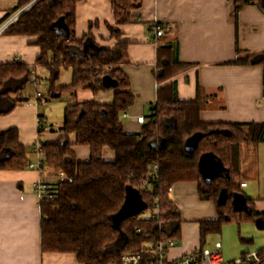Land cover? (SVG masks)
I'll return each mask as SVG.
<instances>
[{"label": "trees", "instance_id": "16d2710c", "mask_svg": "<svg viewBox=\"0 0 264 264\" xmlns=\"http://www.w3.org/2000/svg\"><path fill=\"white\" fill-rule=\"evenodd\" d=\"M32 1L18 0L6 19ZM80 1L39 0L4 31L8 35L35 37L40 52L33 68L21 62L0 64V115L10 113L26 100L23 94L37 67L50 73L51 97L64 92L72 96L64 123L57 130L62 135L43 145L44 168L47 166L53 175L65 173L67 180L56 183L57 197L41 200L42 250L73 253L81 264H119L123 253L140 252L151 241L178 240L182 215L169 198L176 182L198 183L200 198L217 204L220 217L200 222L202 246L210 235L221 233L226 224L241 226L264 221V213L253 207L250 211H235L230 196L243 192L242 183L247 185L242 176L243 149L256 150L264 143V122L202 121L200 113L207 95L198 87L195 98L180 99L175 81H169L187 64L165 59L155 71L160 93L154 114L147 117L140 133L126 132L121 115L135 104L136 97L121 68L128 59V42L121 41V27L134 21L133 13L142 7V0H110L115 22L106 26L110 37L117 40L113 47L98 43L92 34L93 21L88 32L77 37L76 9ZM251 3L264 10V0H235L236 14ZM237 53L233 64H264V52H242L238 48ZM63 69L72 70V82L56 91ZM106 74L119 82L111 103L77 100L81 88L93 93L107 90L102 83ZM223 130L230 134H223ZM195 136V145L188 149V141ZM74 146L87 147L89 159L78 160ZM106 149L114 152V160L105 159ZM206 155L220 161L221 174L207 175L203 167ZM31 162L26 146L20 143L18 129L0 131V170H22ZM155 165L159 188L150 194L140 185ZM251 201L247 197L248 205ZM155 204L160 207L157 222L138 218Z\"/></svg>", "mask_w": 264, "mask_h": 264}, {"label": "crops", "instance_id": "0c3cea01", "mask_svg": "<svg viewBox=\"0 0 264 264\" xmlns=\"http://www.w3.org/2000/svg\"><path fill=\"white\" fill-rule=\"evenodd\" d=\"M18 0H0V25L13 10ZM235 0H142V7L133 13L134 21L122 26L121 41L128 42V59L121 64L130 81V90L135 95V104L122 114L121 120H129L140 129L127 131L140 133L148 121L151 108L155 107L159 95V83L155 76L158 64L163 60L187 64L173 76L180 99L197 96L198 87L207 95V101L200 118L208 123L264 122V64H233L238 48L242 52H264V10L256 3L242 7L238 14ZM96 22L92 34L100 45L113 47L117 42L110 37L106 24H114L115 17L110 0H82L76 9V35L82 37L89 30L90 22ZM170 28L163 37L156 39L154 24ZM35 37L24 35H0V64L21 62L36 67L40 49L34 43ZM66 85L72 82V70ZM38 88L43 77L49 78L46 68L37 67ZM27 90V89H26ZM115 88L93 93L81 88L77 92L79 102L95 100L109 104L114 99ZM33 93V91H32ZM26 100L33 95L26 91ZM15 98V96H13ZM72 100V96L70 95ZM25 101L8 114L0 115V131L16 128L20 143L26 146L29 159L34 162L36 154L33 145L38 140L37 120L42 116L49 121L51 109L28 105ZM149 110V114L147 112ZM146 117L145 123L138 121ZM40 137L43 143L59 139L62 133L54 130L53 124ZM63 125V124H62ZM61 125V126H62ZM124 125V123H123ZM60 126V127H61ZM125 129V128H124ZM71 140L74 136L70 134ZM261 148V144L258 146ZM77 159L86 161L90 157L87 147L74 146ZM105 159L114 160L115 154L105 150ZM42 172L53 176L47 166L43 171L25 168L22 170H0V264H81L73 253H54L42 250L41 200L34 184ZM248 180L253 181L248 183ZM241 193L247 201V210L253 207L264 213V159L259 158L257 174L246 180ZM255 188L259 195L255 196ZM192 194L197 199L196 182H176L172 186L170 200L179 207L183 220L184 202L190 196L177 193L178 190ZM250 194V195H249ZM263 194V195H262ZM211 202V201H208ZM233 202V197H232ZM212 203V202H211ZM205 218V217H199ZM213 219L217 220L215 216ZM201 219L183 220L178 245L171 249L172 258L180 257L199 247L214 248L222 243L224 258L231 261L242 254L264 249V227L256 223L226 224L217 238H207L202 246L200 237ZM212 236V235H210Z\"/></svg>", "mask_w": 264, "mask_h": 264}, {"label": "built area", "instance_id": "2783aa9c", "mask_svg": "<svg viewBox=\"0 0 264 264\" xmlns=\"http://www.w3.org/2000/svg\"><path fill=\"white\" fill-rule=\"evenodd\" d=\"M39 0H33L30 4L10 16L6 21L0 25V35L17 20L18 16L28 10L33 4ZM167 32H170L169 27H165L160 23L154 24L155 38L159 39L163 37ZM30 84L34 86V99L26 101L28 105H34L38 108H43L49 101L48 97L38 90L39 80L35 72H32L30 78ZM264 104V101H263ZM155 107L151 108V114H154ZM127 115V114H125ZM138 121L140 123L146 122L144 116H139ZM50 123L46 121L41 115L38 116L37 128H38V140L33 145V152L36 154V160L28 165L29 169H37L42 171L45 166V155L43 151L44 143L40 137L45 131L50 128ZM67 180L65 173L60 172L58 175L46 176L41 175L39 180L35 182L34 189L39 196L40 200L43 198L54 199L57 197L56 183ZM158 166L153 167L152 172L145 178L140 189L146 193L154 194L158 191ZM242 186H246V183H242ZM172 187L169 191V198H171ZM160 217V207L158 204L151 209L143 211L139 215V219L150 220L157 222ZM178 240L174 238H167L164 240H154L146 245V248L140 252H125L122 254L119 264H264V251H252L242 254L241 256L228 261L222 254V243L217 242L215 247L204 248L199 247L189 253H186L180 257L172 258L170 251L172 248L178 245ZM111 264H117L112 262Z\"/></svg>", "mask_w": 264, "mask_h": 264}, {"label": "rangeland", "instance_id": "374dc122", "mask_svg": "<svg viewBox=\"0 0 264 264\" xmlns=\"http://www.w3.org/2000/svg\"><path fill=\"white\" fill-rule=\"evenodd\" d=\"M69 72H71L70 69H63L61 71L60 79L56 82L55 86L58 85V83H62L63 85H66V83H68L69 81L68 78ZM34 90H35L34 86L32 84H29L26 93L28 95L34 96ZM38 90L39 92L43 93L45 96L48 97L49 101L46 107H49V109H51L48 122L53 124L54 130H58L59 127L64 123L66 107L72 102L70 99L71 94L68 92H64L58 97H51L50 81L49 78H45V77H43V80L41 81ZM148 114H149V110L147 112V115ZM123 123H124V128L127 131L132 132L134 130L136 131L140 129V127L138 128L137 126H134L129 120H125ZM258 148H256V150L253 149V147L243 149L242 176L246 180L250 177L252 179V177H254L257 174L260 155L264 159V143L261 144L260 150H258ZM252 182L253 181L248 180V183H252ZM255 189H256L255 196H258L259 188H255ZM177 193L183 194L185 196L187 195L190 196L184 202L185 209L183 210V220L192 221L195 219H201V220L213 219L212 217L215 218V216L217 218L220 217V213L218 211L216 202L212 200H202L199 196V190H198L197 199L196 198L194 199L191 193L187 194V192H182L180 189L177 191ZM208 201H211L212 203ZM199 217H205V218H199ZM217 237L218 235L209 236V238H217Z\"/></svg>", "mask_w": 264, "mask_h": 264}, {"label": "water", "instance_id": "95a60500", "mask_svg": "<svg viewBox=\"0 0 264 264\" xmlns=\"http://www.w3.org/2000/svg\"><path fill=\"white\" fill-rule=\"evenodd\" d=\"M102 83H103V86L105 88H117L118 84H119L118 80L113 78L112 75H110V74H106L102 77ZM217 132L219 133V131H217ZM222 133L225 135L230 134L228 130H223ZM196 140H197V136L193 137L190 141H188L187 148L188 149L193 148V146L196 143ZM203 167H204L207 175L210 177L218 176L219 174H221L223 172V167H222L220 161L211 155H206L204 157ZM230 196L233 197L232 205H233V208L235 211H244V210L248 211L247 210V201L241 193L232 194ZM256 225L258 227H264V221L257 220Z\"/></svg>", "mask_w": 264, "mask_h": 264}]
</instances>
